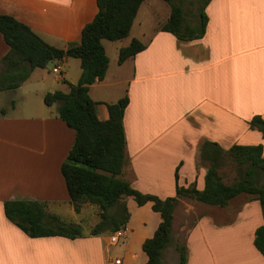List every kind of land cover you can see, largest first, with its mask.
<instances>
[{"label":"crops","instance_id":"1","mask_svg":"<svg viewBox=\"0 0 264 264\" xmlns=\"http://www.w3.org/2000/svg\"><path fill=\"white\" fill-rule=\"evenodd\" d=\"M98 11L97 0H0V14L13 16L59 48L79 43L83 28ZM205 12L208 21L201 38L184 41L159 29L141 40L146 45L143 51L123 63L120 49L134 38L128 43L124 38L104 39L108 72L90 87L100 120L110 117L109 104L128 95L124 178L142 193L163 199L176 195L177 169L179 185L205 187L207 168L198 164L204 141L224 149L262 144L264 155V132L250 124L256 116L264 119V0H209ZM109 46L116 49L113 58ZM9 50L0 32V61ZM58 65L61 73L54 79L47 71L50 66L38 67L18 88L5 91L50 87L44 97L57 90L69 92L81 77V60L70 57ZM17 71L0 67L6 81ZM44 104L32 114L16 113V107L14 113L0 109V264H146L143 244L162 221L152 202L142 207L150 206L157 222L146 227L140 244L135 245L132 237L126 254L116 261L112 248L118 243L111 242L112 235L33 238L6 216V201L67 203L75 211L61 167L76 131L58 116L59 103ZM55 105L57 111L52 112ZM128 198L125 237L135 233V207ZM261 225L264 209L248 194L235 197L226 207L210 208L188 231L187 264H264L254 244Z\"/></svg>","mask_w":264,"mask_h":264},{"label":"trees","instance_id":"2","mask_svg":"<svg viewBox=\"0 0 264 264\" xmlns=\"http://www.w3.org/2000/svg\"><path fill=\"white\" fill-rule=\"evenodd\" d=\"M99 11L96 17L82 31L79 43L67 48L49 44L30 26L11 15L0 14V32L10 47L0 61V67L18 69L6 81L0 75V91L18 88L30 77L35 68H46L50 62L58 65L75 57L81 60L82 74L77 84L70 86L69 92L57 90L45 95L46 105L59 103L58 116L76 131L75 143L62 163V174L70 195V203L77 213L84 204L98 206L102 221L91 231L98 235L111 228L116 232L127 225L130 212L126 199L133 197L138 205L153 203V209L162 216V221L154 235L143 244L148 255L146 264H166L164 252L173 242L175 210L181 199H191L211 206L226 207L232 199L248 194L260 201L264 209V155L263 146L235 144L224 149L218 143L204 141L200 149V159L208 162L205 187L199 189L194 183L188 187L178 183L176 171V195L165 199L154 194H146L135 189L124 178L128 165L126 154V133L124 127L125 110L129 104L126 95L118 102L109 104L110 117L100 120L96 112V102L90 96V87L105 79L110 59L103 40H120L129 36L135 18L145 0H97ZM171 7L169 18L159 25L162 31L174 34L178 39L188 41L201 38L208 21L205 0L200 11V20L193 26L188 20L184 7L174 0H165ZM146 45L134 38L119 52V62L143 51ZM251 127L264 132V119L256 116L250 121ZM235 164L238 177L227 183L221 172L225 160ZM47 202L6 201V216L28 236H84L80 226H67L57 215L46 211ZM118 207L114 213L110 209ZM112 224L108 227V224ZM254 244L264 256V225L255 232ZM180 264L188 262V247L177 243Z\"/></svg>","mask_w":264,"mask_h":264},{"label":"rangeland","instance_id":"3","mask_svg":"<svg viewBox=\"0 0 264 264\" xmlns=\"http://www.w3.org/2000/svg\"><path fill=\"white\" fill-rule=\"evenodd\" d=\"M174 1L184 7L188 20L194 26L196 20L195 15L201 9L205 0ZM170 13L171 7L165 0H145L140 7L130 35L127 38H124L126 43H128L132 38H138L142 41H146L149 36L153 35L157 30H159V25L168 19ZM115 50L116 49H114L113 46L108 47V53L110 57L113 58ZM47 71L50 72L49 76L51 79L56 77L51 68H47ZM1 78L4 79L5 77L2 76ZM49 88L50 87H22L20 89H15L8 92L2 90L3 92L0 91V109L1 111L6 110L9 111V113H14V107H16V113L32 114V112L36 111L39 105L46 107L44 104L45 102L43 94H45ZM56 105H58V103H56ZM56 105L52 108V112L57 111V109H55ZM46 109L49 111V108ZM198 164L205 166L206 168L209 166L208 162L200 159ZM221 172L224 176V180L227 183H232L238 177V171L235 164L231 163V161L227 159L224 162ZM128 201L133 207H135L134 210H132V224L134 226L135 233H132L131 237H122L118 244L115 245V250L112 248L114 261H116V257H121L126 254V248L129 245L131 241L130 239L132 237H135V245L140 244V240L147 233L145 230L147 229L146 227H150L152 224L157 222L154 216L155 212H153L150 206L147 208L142 206L140 207L132 197H129ZM213 207L214 206L199 203L191 199L184 198L180 200L175 213L173 242L164 253L166 264H180V257L178 258V252L176 250L177 243H185L187 240L188 231L194 226L198 218ZM45 209L47 213L59 216L62 222L67 226H80L82 232L86 234H90L92 229L102 221L100 209L98 206L92 204H86L85 208L81 210L80 213L73 211L71 205L67 203L61 204L59 206L48 204ZM116 209H118V207L111 208L110 213H114ZM107 226L111 227L112 224L110 223ZM102 233H107L108 235L114 234L111 228H108Z\"/></svg>","mask_w":264,"mask_h":264},{"label":"built area","instance_id":"4","mask_svg":"<svg viewBox=\"0 0 264 264\" xmlns=\"http://www.w3.org/2000/svg\"><path fill=\"white\" fill-rule=\"evenodd\" d=\"M51 68L54 73H57V74L61 73L60 65H53ZM126 232H127L126 226L123 228H120L119 230L114 232V234L111 236V242L118 243L122 237L126 236Z\"/></svg>","mask_w":264,"mask_h":264},{"label":"water","instance_id":"5","mask_svg":"<svg viewBox=\"0 0 264 264\" xmlns=\"http://www.w3.org/2000/svg\"><path fill=\"white\" fill-rule=\"evenodd\" d=\"M54 65V62H50L49 66L52 67Z\"/></svg>","mask_w":264,"mask_h":264}]
</instances>
